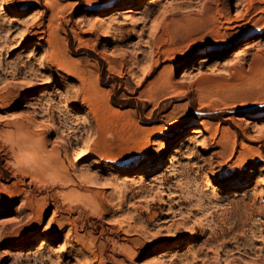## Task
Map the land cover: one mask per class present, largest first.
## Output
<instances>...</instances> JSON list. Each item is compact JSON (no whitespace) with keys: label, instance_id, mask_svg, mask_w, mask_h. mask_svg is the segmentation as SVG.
Wrapping results in <instances>:
<instances>
[{"label":"rangeland","instance_id":"374dc122","mask_svg":"<svg viewBox=\"0 0 264 264\" xmlns=\"http://www.w3.org/2000/svg\"><path fill=\"white\" fill-rule=\"evenodd\" d=\"M0 264H264V0H0Z\"/></svg>","mask_w":264,"mask_h":264},{"label":"bare ground","instance_id":"6f19581e","mask_svg":"<svg viewBox=\"0 0 264 264\" xmlns=\"http://www.w3.org/2000/svg\"><path fill=\"white\" fill-rule=\"evenodd\" d=\"M30 1H36V0H30ZM47 1V0H46ZM48 3V2H47ZM49 5H50V3H48ZM5 7H3V9H4ZM108 10L109 9H107V8H105L104 9V11L105 12H108ZM41 16V14L39 15V17ZM38 17V16H37ZM36 28H39V26L37 25V24H35L34 25ZM33 26V27H34ZM34 27V28H35ZM182 64H180L179 66H181ZM178 70V69H177ZM21 72V69H17L16 71H15V74H18V73H20ZM203 77V75L200 73V72H198V73H196V75H195V77H194V79L195 80H198V79H200V78H202ZM168 85V82L167 81H164V82H162L161 83V87L162 88H165L166 86ZM45 112L47 111L46 109L44 110ZM51 121L53 122V125L55 126V124L57 123V122H59V118L58 117H56V116H54V117H52L51 118ZM68 122H67V120L65 119V122L63 123L64 124V127H67L66 126V124H67ZM51 126V128H50V133H53L54 132V130H55V127L54 126ZM195 130H197V131H195L196 133L198 132V130L199 129H195ZM180 136V134H179V131H177V132H175L174 133V135L172 136V139H175V138H178ZM30 144L31 145H33V142L31 141V140H26L25 141V144L22 146V147H29L30 146ZM36 144V143H35ZM32 147V146H31ZM18 150H20V148L18 147ZM85 152V151H84ZM73 160L74 161H77V160H81V159H83L84 158V156H86V155H88V153H85V155H83V156H81V155H76V153L75 152H73ZM169 163H170V161H169V159H167V158H165V159H163V160H161V161H158V165H157V168H163L164 166H166V165H169ZM55 165H57V163L55 162V161H46V163L45 164H43V165H41L40 166V171L41 172H50L52 169H53V167L55 166ZM34 171V170H33ZM131 172V170H128L127 171V173H130ZM68 173H69V171L68 170H65L62 174H60V175H55V176H52V177H50V181H51V183L54 185V184H56V183H58V182H61L62 181V179H64V178H66V176L68 175ZM80 176H82V175H80ZM202 185H204V186H208L209 187V183H208V181H204L203 182V184ZM191 197H194V195H192ZM190 198H188V200H189ZM205 201V199H204V197H199L198 198V200H197V202L198 203H203ZM187 202V199H182L181 200V202H180V204L182 205V204H185ZM262 232H260V234H261ZM191 236H192V240H195V238H196V236H195V234L194 233H191ZM184 242L185 241H181V243H180V245L182 246L183 244H184ZM161 248H163V247H159V249H154L153 250V252H156V250H160Z\"/></svg>","mask_w":264,"mask_h":264},{"label":"trees","instance_id":"16d2710c","mask_svg":"<svg viewBox=\"0 0 264 264\" xmlns=\"http://www.w3.org/2000/svg\"><path fill=\"white\" fill-rule=\"evenodd\" d=\"M104 77H105L104 74H102L101 76L102 81H104ZM112 103L114 106H117V107L125 105V104H122L121 102H117L116 100H113Z\"/></svg>","mask_w":264,"mask_h":264}]
</instances>
